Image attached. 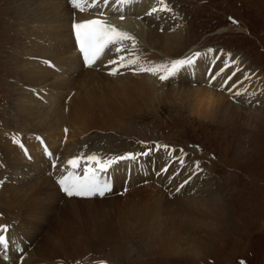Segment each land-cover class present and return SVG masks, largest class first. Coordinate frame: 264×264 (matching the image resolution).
Instances as JSON below:
<instances>
[{
  "label": "bare ground",
  "instance_id": "6f19581e",
  "mask_svg": "<svg viewBox=\"0 0 264 264\" xmlns=\"http://www.w3.org/2000/svg\"><path fill=\"white\" fill-rule=\"evenodd\" d=\"M22 1L14 7V10L19 13L15 18L16 26L20 28V32L22 31L21 36L24 37V40L18 41L9 50V56L15 63L12 65L15 80H12L16 84L11 99L14 106L11 103L9 106L11 108L9 109L8 124L11 129L6 130L2 136L8 140L13 137V134H16V131L24 137L28 132L29 134H38L42 139H46L49 149L56 150L58 147L59 154L56 159L53 158L57 165L51 172L53 177L50 174L44 176L34 189L22 187L24 188L23 195H16L10 190L8 194H5L4 184H0V224H6L5 221L9 220L4 216L7 210L5 204L9 206V212L18 205H38L37 211L30 212V216L34 219L37 218L36 213L40 216L46 215V211L50 209L51 212L54 211L59 216L56 223L64 230L71 222L82 230L95 231L90 242L98 244L96 252H102L104 247L112 243L139 237L169 248L170 252L164 251L165 253H190L196 248L194 239H181L179 235H174L171 238L163 232H159L162 225L170 219L168 217L158 218V210L147 200V197L153 193L166 196L167 189L146 181L150 175L146 167L153 165V162L149 164L151 159H139L133 162V164L139 165L133 171L130 168H123L125 165L130 166V161H121L114 165L109 172L113 179V190L102 197H69L60 191L55 177L68 169L67 159L78 152L85 154L95 152L100 156L134 152L132 146L135 142H132L134 139L130 136L120 134L111 140L104 138L103 134L111 128L121 127L124 119L149 108L156 102L175 103L185 109L191 107L194 115L209 118L215 122H225L226 119L237 121V118L243 115L239 108L244 109L249 105L247 99L256 102L260 101V97L264 98L263 77L256 73L255 69L244 71L246 81L243 83L233 77L225 88L235 83L234 91L242 92L239 97L233 98L232 93L220 90L221 84L229 75L247 65L243 63L241 52L222 51L225 56H221L220 50L202 56L197 61L195 75L192 74V69H188L182 71L175 78L161 82L151 74L134 75L127 69H121L122 74L112 76L108 74L107 68L99 62L93 68H88L83 64L73 38L71 21L74 10L68 0ZM154 6H160L158 0H135L134 5L125 8L127 18L124 22L119 21V13L113 8L108 7L104 10L111 22L119 24L137 36L139 51L144 59L160 62L181 58L175 56V53L183 49L181 47L184 43V39H182L184 33L179 28L183 23H178L177 29L182 38L177 37L169 25L172 21L170 15L172 11L157 12L153 16L144 14ZM100 7L103 8V5L101 4ZM94 11L97 9L85 13L77 11L76 16L79 19H84L90 14H94ZM173 13L176 12L173 11ZM137 16L143 17V19H136ZM40 21L41 23H39ZM191 53L192 51H187L184 56ZM202 53L207 52L202 51ZM17 57H19V62L14 61ZM217 57L219 59H216ZM109 58L111 57L106 55L104 61ZM213 60H215L214 64ZM46 61L50 63H46ZM225 61L228 62L229 67L210 85L209 70L219 71L224 67ZM56 69H61L64 73L58 72ZM259 71H261L260 68ZM190 77L196 78V81L191 82ZM23 80L30 83L29 89L24 87L26 83ZM257 81L260 82L259 85H263V88L250 87ZM257 89L262 90L261 94ZM45 93L49 97V107L44 105L45 102L39 100L43 97L47 98ZM44 100L46 99L44 98ZM194 100L198 102L194 103ZM16 117L22 118L18 124L12 120ZM258 118L262 119V116L258 114ZM65 128L69 129L67 141L65 140ZM49 144L51 147L48 146ZM2 145L11 147L8 141L2 142ZM85 145L87 147H84ZM8 148L4 149L0 146V181H11L6 177V174L11 175L12 171L21 174L24 172L22 168L25 165L27 167V164L30 163L26 158L22 159L19 153H9ZM166 154L167 151H164V157ZM175 154L176 158L182 159L188 165L189 177L182 180L183 185L185 180L188 181L183 186V189H187L184 192L182 203L177 202L175 208L172 209L162 205L160 209L163 213L168 211L172 215L171 221L176 224L198 227L196 234L200 238V231H205V227L208 225L204 221L207 218L206 215L209 218L211 215L221 216L224 213L226 208L222 202V194L217 188V191L210 197L199 199L200 192H195L199 189L195 188L199 186L197 179H200V176L206 172V167H202L204 163L197 165L191 159H185V155L177 152ZM34 155L39 164H31L33 170L44 174L48 168V172H50L52 161L48 158L50 162L47 164L45 151L41 150L36 154L34 150ZM163 163L164 161H161L160 168ZM204 165L206 166V164ZM2 170L5 172L3 175L1 174ZM77 171H83V161L82 167ZM210 182L214 184L213 180ZM138 183L142 185L136 186ZM168 183V177H166L164 184ZM134 190L139 191L133 194L135 198L132 204H127V199L120 198L127 194L129 196ZM141 196H144L147 201L139 203L137 199ZM59 199L60 202H57ZM196 204L199 205L201 211L196 210L194 207ZM119 211L130 215L129 217H117L114 212ZM111 216L113 217L110 218ZM195 218L197 221L194 220ZM62 221L65 222V227ZM125 222H127V228H125ZM8 226L9 229H12V226ZM129 229H133L136 236L128 235ZM21 230L23 231L24 228ZM72 231L63 233L60 230H55V234L49 238L53 245L50 243L42 246L40 257L35 258L32 250L30 251L29 248H27V252L24 250V244L19 239L12 240V247L5 249L0 246V264H7L3 260L6 257L12 259L8 264H44L45 261L52 264L55 260L58 261L54 263L66 264L62 262L68 256L67 247L72 241V236L70 239L68 236ZM0 234L4 235V233ZM23 235L24 233L20 235V238ZM8 245L11 246L10 241ZM18 245H21V249L18 248ZM75 245L71 244V246ZM88 245L90 244L88 243ZM17 253L19 255L16 256ZM76 261L79 262L78 264H88L84 258H78ZM115 263L121 264L119 261Z\"/></svg>",
  "mask_w": 264,
  "mask_h": 264
},
{
  "label": "rangeland",
  "instance_id": "374dc122",
  "mask_svg": "<svg viewBox=\"0 0 264 264\" xmlns=\"http://www.w3.org/2000/svg\"><path fill=\"white\" fill-rule=\"evenodd\" d=\"M22 2V0H0V146L7 149L8 145H2V142L8 141L11 146L8 148L9 153H19L22 159L26 158L30 162L27 167L23 163L25 165L22 168L23 173L16 174L12 171L11 175L6 174V177L11 181H0L2 182L0 184H4L5 194H8L10 190L16 195L24 194V188H22L24 186L34 189L41 178L49 174L52 175L51 172L54 171L52 164L50 172L47 168L44 174L34 171L31 167L33 163L39 164L35 158L34 150L36 154L41 150L45 151L42 148V143H39L40 140L36 139L40 135L28 132L24 137L16 131V134H13V137L8 140L2 136L6 130L11 129L8 124L9 109L11 108L9 106L10 103L14 106L11 99L16 84L13 82L15 77L12 68L15 63L9 56V50L18 41L24 40V37L21 36L22 31L20 32V28L16 26L15 18L19 13L14 10V7ZM167 2L172 8V14L170 13L172 21L169 25L177 37L182 38L177 29L178 23H183L179 27L180 31L184 33V38H182L184 43L181 47L183 49L176 52L175 56L183 57L187 51L202 52L197 46L220 42L227 49L242 51L243 63L247 65L235 71L236 75L233 77L236 80L241 83L245 82L244 71L255 69L264 81V0H167ZM172 6L177 10L176 13H173ZM235 22L238 24L236 25ZM211 33L218 34L210 36ZM208 49L203 51L207 52ZM211 49L220 50L221 56H225L222 52L225 50L222 47L214 46ZM18 59L19 57L14 61L19 62ZM56 71L64 73L61 69H56ZM189 79L191 82L196 81V78L190 77ZM23 81L26 83L24 87L29 89L30 83ZM259 84L260 82L257 81L250 87L263 88V85ZM257 90L261 94L262 90ZM45 95L47 98L43 97L39 100L45 102L44 105L49 107V97L47 93ZM260 98V101L256 102L247 99L250 106L247 105L244 109L239 108L243 115L238 117L237 121L226 119L225 122H215L212 119L194 115L191 107L185 109L175 103L156 102L149 108L124 119L121 127L111 128L103 134L104 138L111 140L120 134L130 136L134 139L132 142H135L132 146L134 152L147 150L144 144L139 143L141 140L151 144L158 139L161 141L154 145L170 143L171 145H168L175 149L171 156L167 152L164 157L166 150L154 148L148 156L139 159H151L149 164L153 162V165L146 167L150 172L146 181L167 189L166 196L153 193L147 197V200L158 210V218L168 217L170 219L162 225L159 232H163L171 238L174 235H179L181 239H194L196 248L190 253H165L170 252V249L139 237L112 243L104 247L102 252H96L98 244L90 242L95 231L82 230L71 222L64 230L56 223L59 216L48 208L46 215L40 216L36 213L37 218L34 219L30 216V212L37 211L38 205H18L9 212V206L5 204L7 210L4 216L9 218L5 222L12 226V229L8 228L7 232L0 233H4L10 241L11 246L8 245V248L12 247V240L19 239L24 244L26 252L29 248L34 252V258L40 257L41 247L51 243L49 238H52L55 230H60L63 233L73 230L68 239L72 236L71 244L76 245L68 244V256L66 262L62 259V263L78 264L79 262L76 260L84 258L88 264H96L103 257L114 262L119 261L121 264H264V98ZM213 110L218 111L219 109ZM258 114L262 116V119L258 118ZM12 120L18 124L22 118L16 117ZM38 131L41 133L40 130ZM43 140L46 143V139ZM48 146L51 147L50 144ZM175 146L191 150L193 157L184 151L181 153L180 148ZM50 152L53 158L58 157V147L56 150L50 148ZM176 152L185 155V159H191L197 165L206 164V166L202 164V167H206L205 174L197 179L199 186L195 189L199 190H193L200 192L198 195L201 199L210 197L219 188L222 202L226 208L221 216L211 215L208 218L206 215L207 218L204 221L209 226L205 227V231H200V238L196 234L198 227L176 224L171 221L172 215L168 211L163 213L160 209L162 205L172 209L175 208L177 202L182 203L184 192L187 189L180 188V185L184 178L189 177L188 165L184 163L185 161L183 164L180 163L181 159L176 158ZM194 156L203 161L194 160ZM161 161H164L161 165L162 168L168 164L167 171L161 172L162 168L159 167ZM130 163V166L125 165L123 168H130L133 171L139 167L132 161ZM181 166L182 168L179 169ZM1 174H5L4 170L1 171ZM166 177H168V184H164ZM211 180L214 184L210 182ZM141 183L136 186L142 185ZM184 185L186 184L184 183ZM177 188L180 190L177 191ZM138 191L134 190L129 196L127 194L120 198L127 199V204H132L135 198L133 194ZM137 200L139 203L147 201L144 196ZM57 202H60V199ZM42 203L48 206L44 202ZM194 207L201 211L198 204ZM114 213L120 218L130 215L122 211ZM61 219L63 220L62 217ZM194 220L197 221L196 218ZM62 222L65 227V222ZM125 223V228H127V222ZM22 228H24L23 231ZM23 233L24 235L20 238ZM128 235L136 236L133 229H129ZM80 241L82 242L80 243ZM51 245L53 244L51 243ZM3 260L8 264L12 259L6 257ZM44 264L48 263L45 261Z\"/></svg>",
  "mask_w": 264,
  "mask_h": 264
},
{
  "label": "snow or ice",
  "instance_id": "6c2138e0",
  "mask_svg": "<svg viewBox=\"0 0 264 264\" xmlns=\"http://www.w3.org/2000/svg\"><path fill=\"white\" fill-rule=\"evenodd\" d=\"M68 2L74 10L71 28L78 51L83 57V64L88 68H93L99 62L103 67L107 68L108 74L112 76L122 74L121 69H127L134 75L142 73L151 74L156 76L161 82L175 78L182 71L188 69H192V74L195 75L197 61L202 56L216 51L209 48L207 53L196 51L190 55L176 59L160 62L146 60L140 54L137 36L128 29L121 27L119 24L111 22L104 10L108 7L113 8L119 13V21L124 22L127 18L124 10L127 6L134 5L135 0H68ZM101 4L103 8L100 7ZM158 4L160 5L159 7H152L145 15L153 16L157 12L172 11L167 0H158ZM92 9H97V11L91 18H77V11L79 13H85ZM136 19L142 20L143 17L137 16ZM106 55L111 58L104 61ZM216 59H219V57ZM46 63L50 62L46 61ZM212 63L214 64L215 60H213ZM228 67L229 64L225 61L224 67L220 68L219 71L209 70V84L211 85V83ZM235 75L236 73L233 72L220 86V90H227L232 93L233 98L241 96L242 92L240 90L234 91L235 83L227 88H225V86L228 85L229 81H231ZM193 102L197 103L198 101L194 100ZM68 132L69 129L65 128V139L67 138ZM36 139L44 144L41 137H36ZM16 142L20 143L19 141ZM139 143L147 144L145 141H139ZM84 147H87V145ZM44 148L47 155H52V153L48 151L46 144H44ZM154 148L156 150H166L169 156L175 151V149H172L168 144H157L147 147V150L142 152H125L123 154L108 156H100L95 152L89 154L78 152L67 159L66 165L68 166V170L66 174H61L59 176L57 182L61 185L62 190L70 197L105 196L112 190L109 172L114 165L119 164L121 161L136 162L140 157L148 156ZM179 151L183 153L182 149ZM82 161L83 171L81 174L77 170L82 167ZM180 163L183 164L182 159ZM52 166L57 167L55 161H53ZM163 171H167V168H162L161 172ZM184 183L187 184L188 181L185 180ZM183 186V184L180 185V188ZM180 188H177V191H179ZM8 228L9 226L7 224H0V232H7ZM8 244L9 240L6 236L0 234V246L7 249ZM98 264H107V261L100 260Z\"/></svg>",
  "mask_w": 264,
  "mask_h": 264
}]
</instances>
